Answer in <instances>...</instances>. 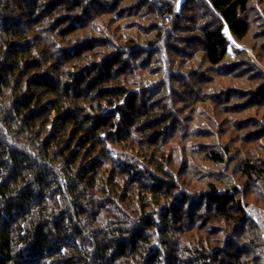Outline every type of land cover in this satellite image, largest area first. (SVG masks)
I'll return each instance as SVG.
<instances>
[{"label": "trees", "instance_id": "trees-1", "mask_svg": "<svg viewBox=\"0 0 264 264\" xmlns=\"http://www.w3.org/2000/svg\"><path fill=\"white\" fill-rule=\"evenodd\" d=\"M47 1L0 0V264H182L180 255L191 252L195 264H225L216 260L224 250L216 238L224 231L219 223L234 229L246 221L254 226L242 187L220 191L210 185V192L196 197L194 204L208 198L218 206V214L212 216L215 228L201 236L203 226L193 227L197 237L190 235L180 250L166 242L175 230L177 210L187 200L183 195L184 202L177 204L182 195L172 169L182 161L167 158L164 150L175 136L174 114L157 96L172 76V66L168 56H162L163 81L155 83L146 66L151 60L134 67L143 72L132 76L131 62L139 57L131 59L129 53L141 52L142 47L157 53L170 39L167 29L145 44L126 37L114 40L117 52L98 64L88 56L95 42L105 43L107 37L93 40L76 33L94 20L97 32L113 33L112 22L101 20L112 15V5L98 11L95 0H50L46 7ZM186 1L166 6L164 16L180 19ZM205 1L218 24L201 29L204 62L221 76L246 75L247 89L239 88L242 102L235 107L239 112L260 110L264 64L262 68L251 62L245 48L229 42V36L238 44L248 40L251 0ZM255 10L264 23V10ZM113 16L124 19V10ZM40 20L45 27L31 35ZM259 118L263 123L264 114ZM259 118L239 121V129ZM262 131L253 130L249 139L264 140ZM21 146H33L35 153ZM254 152L242 160L240 172L247 183L262 186L264 145L259 154ZM229 154L222 146L220 154L213 151L208 156L225 165ZM250 246L257 248L256 243ZM262 257L257 264L264 263Z\"/></svg>", "mask_w": 264, "mask_h": 264}, {"label": "rangeland", "instance_id": "rangeland-1", "mask_svg": "<svg viewBox=\"0 0 264 264\" xmlns=\"http://www.w3.org/2000/svg\"><path fill=\"white\" fill-rule=\"evenodd\" d=\"M175 1L95 0V6L98 11L103 8L101 6L112 5L110 7L112 15L104 16L101 20L102 22L105 21L103 23L112 22L110 30L113 33L107 30V33L104 31V34L97 32V28H93L96 21L94 20V22L91 21L89 27L78 31L76 34L84 38H94L93 40H99L101 36L107 37L108 40L105 43L98 44L95 42V47L93 52H91L92 56H88L89 61L95 60L96 63L102 64L106 58L108 59L109 56L117 52L113 50L116 46L114 42L120 37L132 38L136 43L145 44L146 41L154 38L158 32L167 31L169 33L170 39L164 41L157 53L147 47H142L144 51L140 47L141 52L133 51L129 53L131 54V59L133 56L139 57L132 62L130 61L134 65L131 71L132 76H138L139 73L143 72L134 67H143L148 60H151L152 64H146V66L151 69L150 78L155 83L163 81L160 76L161 73L159 75L163 68V62H165L162 61V56H168L167 62L168 64L170 62L169 65L172 66L171 71L173 73L171 72L170 74L172 76L169 77L167 85L164 86L165 90H161L157 96L160 95L159 98L162 97L163 102L168 104L174 114L171 127L175 128V136L172 139H168V144L164 145V150L167 158L171 157L176 162L181 160L183 163L174 164L172 169L177 177L175 180L179 186L178 194L182 195V197L178 198L177 204L183 201V195L187 197V200L186 205H181L177 210L175 230H171L170 235L167 236L169 239L166 242H170L175 247V250H180L191 240L189 238L190 235L195 233L197 237V232L193 231V227L203 226V229L199 231L201 236L204 232L209 231L210 227L215 228L212 216L218 214V206L213 201H208V198L204 199L205 202L198 203L200 204L199 206L196 203L194 204L195 201L197 202L196 197L199 199L202 194L210 192V185L220 191L242 187L243 194L247 195L248 201L245 200V202L250 204L247 210L254 219L251 218L252 220H250L254 226H251V223L246 221L242 228L234 229L233 226H227L223 221L218 222L224 231L217 232L216 238L219 241L218 245L224 246V250L222 253L220 252V255L218 253L219 257L216 260L221 258L225 264H257L260 263L264 253V183H261L262 186L247 183L241 176L240 165L242 160L247 158L250 151L254 152L255 150L256 153H254L259 154V146L264 145V140L252 142L249 139L250 132L264 129V121L263 123L260 122L259 118L260 115L264 114V106L260 110H245L244 108L239 112V108L235 106L242 102V100H239V88L247 89L244 86V84L249 83L246 80L244 81L247 76L245 75L241 78L234 75L221 76L220 72L210 69V66L204 62L206 52L200 41L201 29L202 27H210L212 29L218 24L213 23L216 20L214 17L216 14L211 5L205 0H187L184 11L179 12L181 18L178 20H174V18L168 19L167 16H164L166 15L164 14L165 8L174 4ZM258 1L263 4L261 5L262 7L259 6ZM51 2L50 0L47 1L46 7ZM42 4L40 7H45ZM115 6L116 8H114ZM255 6L259 7L263 13L264 0H251L249 12L250 35L245 43L238 44L236 48H245V56H249L251 62L255 61L256 64L263 68L264 23L259 18V11H254ZM41 10L39 11L41 12ZM122 10H124L125 18L114 20L115 16L113 15L118 12L120 14ZM91 11V14L95 15L94 7H91ZM56 15L59 14L56 12ZM162 18H164L163 23L161 22ZM25 20L23 19V21ZM44 24L46 23H42V20H40L36 24L38 27H33L32 32L29 31V33L33 35L37 30L44 28ZM184 27H186L185 30ZM169 29H173L174 32H169ZM231 61H233V58ZM60 62H63V60ZM65 69L67 70V66ZM248 71L250 73L251 69H248ZM65 79H63L64 82H67ZM227 92L231 93L224 95ZM221 93L223 94L222 97H220ZM214 95L216 100L223 98L220 104H216V100L212 97ZM221 105H225L226 109H223ZM250 117H258L259 120L245 125L246 129H239V121L247 120ZM255 125L258 127L254 128ZM0 130L2 131L3 128ZM260 135L264 136V132L262 131ZM245 141H248V143L245 144ZM21 142L23 143L22 140ZM222 146L227 147L230 154L226 158L225 165H218L208 155L213 151L220 154ZM24 148L26 147L21 146V149ZM26 151L35 153L33 146H30ZM239 152H241V155ZM183 182L185 183L184 186L181 185ZM198 202L201 201L198 200ZM192 208L194 209L192 210ZM232 209L234 213L237 212L236 208ZM192 212L193 214H191ZM160 233L161 230L159 231ZM78 242L81 246L85 245L83 238L79 239ZM253 243H256L257 248L250 246ZM191 255H194L193 252L191 254H181L182 264H195Z\"/></svg>", "mask_w": 264, "mask_h": 264}, {"label": "built area", "instance_id": "built-area-1", "mask_svg": "<svg viewBox=\"0 0 264 264\" xmlns=\"http://www.w3.org/2000/svg\"><path fill=\"white\" fill-rule=\"evenodd\" d=\"M229 42L232 46L237 47L238 46V42L236 41V39L232 36H229Z\"/></svg>", "mask_w": 264, "mask_h": 264}, {"label": "snow or ice", "instance_id": "snow-or-ice-1", "mask_svg": "<svg viewBox=\"0 0 264 264\" xmlns=\"http://www.w3.org/2000/svg\"><path fill=\"white\" fill-rule=\"evenodd\" d=\"M225 31H226V29H225Z\"/></svg>", "mask_w": 264, "mask_h": 264}]
</instances>
